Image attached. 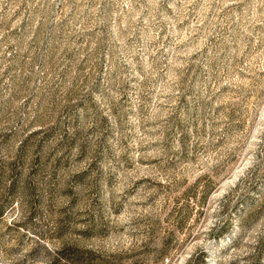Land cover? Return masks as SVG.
I'll list each match as a JSON object with an SVG mask.
<instances>
[{
  "label": "rangeland",
  "instance_id": "rangeland-1",
  "mask_svg": "<svg viewBox=\"0 0 264 264\" xmlns=\"http://www.w3.org/2000/svg\"><path fill=\"white\" fill-rule=\"evenodd\" d=\"M0 264H264V0H0Z\"/></svg>",
  "mask_w": 264,
  "mask_h": 264
}]
</instances>
